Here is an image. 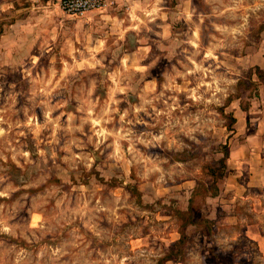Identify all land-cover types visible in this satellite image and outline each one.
Masks as SVG:
<instances>
[{
	"label": "rangeland",
	"instance_id": "rangeland-1",
	"mask_svg": "<svg viewBox=\"0 0 264 264\" xmlns=\"http://www.w3.org/2000/svg\"><path fill=\"white\" fill-rule=\"evenodd\" d=\"M112 1L0 0V264H264V0Z\"/></svg>",
	"mask_w": 264,
	"mask_h": 264
},
{
	"label": "built area",
	"instance_id": "built-area-1",
	"mask_svg": "<svg viewBox=\"0 0 264 264\" xmlns=\"http://www.w3.org/2000/svg\"><path fill=\"white\" fill-rule=\"evenodd\" d=\"M112 0H59L61 10L69 15H82L89 11L101 10Z\"/></svg>",
	"mask_w": 264,
	"mask_h": 264
},
{
	"label": "trees",
	"instance_id": "trees-1",
	"mask_svg": "<svg viewBox=\"0 0 264 264\" xmlns=\"http://www.w3.org/2000/svg\"><path fill=\"white\" fill-rule=\"evenodd\" d=\"M2 32H3V28H2V23H1L0 35L2 34ZM257 70H259V69L257 68ZM227 157H228V152L227 151L223 152V158L219 160L218 166L211 168V170L209 169L210 171L208 170L209 174H211V176H213V179H214L213 181H216V179L218 177L221 178L224 176V172L226 169V162L225 161H226ZM188 218H189L188 220L190 222L191 219H190V217H188ZM181 241H182V237L178 241H176L175 244L181 243Z\"/></svg>",
	"mask_w": 264,
	"mask_h": 264
},
{
	"label": "crops",
	"instance_id": "crops-1",
	"mask_svg": "<svg viewBox=\"0 0 264 264\" xmlns=\"http://www.w3.org/2000/svg\"><path fill=\"white\" fill-rule=\"evenodd\" d=\"M117 1L120 2L121 0H117ZM103 16L104 17H107V15L106 16L103 15ZM251 238L257 242V246H258L259 250H261V252H264V235H262L259 232L258 233L257 232H254L253 233V236Z\"/></svg>",
	"mask_w": 264,
	"mask_h": 264
}]
</instances>
